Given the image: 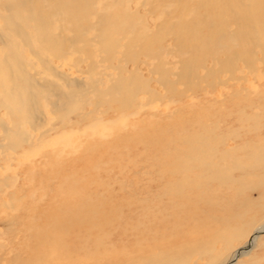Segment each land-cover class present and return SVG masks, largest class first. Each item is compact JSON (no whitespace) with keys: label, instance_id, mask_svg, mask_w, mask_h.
Segmentation results:
<instances>
[{"label":"bare ground","instance_id":"1","mask_svg":"<svg viewBox=\"0 0 264 264\" xmlns=\"http://www.w3.org/2000/svg\"><path fill=\"white\" fill-rule=\"evenodd\" d=\"M0 11V112L11 119L0 118V167L87 132L81 147L98 158L83 162L86 178L100 180L65 202L61 225L15 219L26 233L8 264H233L264 247V0H0ZM109 160L117 167L99 169Z\"/></svg>","mask_w":264,"mask_h":264},{"label":"rangeland","instance_id":"2","mask_svg":"<svg viewBox=\"0 0 264 264\" xmlns=\"http://www.w3.org/2000/svg\"><path fill=\"white\" fill-rule=\"evenodd\" d=\"M153 20H155V19H153ZM147 21H148L147 22L148 27L150 29H153L156 21H151L150 19H147ZM26 56H27V58L30 59V57L28 55H26ZM141 58L143 59V57H141ZM167 58L169 60V57H167ZM71 59H72V57L71 58L68 57V61L71 60ZM208 65L209 64L207 63V66ZM63 70L64 71H67V68L65 67ZM70 73L72 74L73 77L74 76H77V74L75 73V70L74 69H72L70 71ZM143 74H144L145 77H147V78L149 77L148 74L145 72V70H143ZM82 76H83V78H89L88 76H85V75H82ZM225 76L226 75H221L219 77V79H225L226 78ZM155 77L156 76L154 75L153 79H156ZM170 79H172V77ZM263 81H264V77L262 78L261 82H263ZM150 85H151V87L153 89L155 88L157 92H161L160 94H163L162 93L163 92L162 89L157 84H155V82H152ZM201 86H202L203 89H207V88H205L206 87V84H203L202 83ZM180 87L181 86H178V89H182V87L181 88ZM187 102H189V100ZM159 105L160 104H158V103H156V105H155L159 111H161L163 113L167 112V111H164L165 108L164 109L163 108H159ZM167 105H168V103H167ZM176 106L177 105L172 104V103L169 102V105H168L169 108H168V110H170V109L172 110ZM149 110L152 111L153 109H149ZM252 112H257V110L256 109H253ZM45 116L47 117V115H45ZM0 118L4 122H10V120H11L8 116H5L4 115V112L3 111L0 112ZM49 118H52V120L50 122L53 123V120L55 118H53L52 116H49ZM117 123L120 124L121 122L118 121ZM48 127H49V125H48ZM23 129L24 130H28L29 128L26 125H24V128ZM86 133H85V135L83 134V136H82L81 135V132H80V135H78V136L76 135L75 137L74 136L73 137H70V136L66 135L64 137V140H67V143H56L54 146H51V147H48V148L47 147L46 148L43 147L40 150H34L33 151V154L28 155L24 159L22 157H20L21 159H19L16 164H13V162H12L11 163L12 166L11 165L10 166L9 165H7V166L6 165H3V167H0V180H3L7 176L9 178L8 185L10 184L11 186H13L10 189H8L7 187H2L1 190H0V244H2L3 247H4L3 249L1 248L2 250L0 249V259H1V253L2 252H3V254H2L3 256L2 257L5 258L4 261H1L2 259L0 260V264H8L6 262V258L13 257L14 256L13 254H15V255L17 254V251H19V249H17V246H18L17 245V242L21 238H23L25 236V233L26 232L25 233H21L20 232L21 231V228L20 227L17 229L16 223L13 222L15 219L17 221L18 220L21 221L20 224L23 223L22 222V219L24 221H26V222H24V224H26L27 222H29L30 220H32V225L34 226V224L35 225L36 224H39V219L40 218L42 219V221L44 220L46 222L45 218L46 217L48 218L50 216L49 218H51V219L54 218L55 219V221L51 222L52 224H55V222H57L55 225H59V224L61 225V224H63L64 217H65V214H64L65 213V210L64 209L66 207L65 206L66 205L65 202H67V203H70V202L71 203H74L75 201H78L80 199L84 200L87 197V194L84 193L85 191H89V190L90 191H94V190H96L95 188L98 186L97 184L100 183L99 182L100 180L97 177H95V176L93 178H91V180L88 179V176L86 178V174H87L86 171L89 172L91 169L90 168L89 169H85V167H84L85 165H90L91 166V164L88 163V162H92L95 165L97 163L96 162L97 161L96 158H98V156L96 157V152H94L95 154L93 153L94 154L93 155L90 152L84 151L82 149V147H81V144H84L86 142H89L90 136H88V135H93V134H86ZM99 133H101V131ZM0 137H1V131H0ZM95 137H96V135H95ZM69 138H70V140H69ZM227 142L228 143L230 142L229 139H227L226 140V143H225L226 144L225 145L226 146V149L228 150L229 148H232V146H228L227 145ZM79 147H81V148H79ZM126 149H127V147H123L122 149H120V151L126 152L125 151ZM47 151L48 152H51V151L54 152V153H52L54 155L51 154L52 156L49 157L51 159L50 161H48L46 158L43 159L41 157L42 154L45 153V152H47ZM82 153H84L86 156L83 154V156H84L83 157L82 156ZM113 153L115 154L116 152H112L111 154H113ZM52 159H54V160L52 161ZM89 159H91V160H89ZM36 160H38V161H36ZM60 161L64 164V165L62 164V167H59V164H60L59 162ZM83 162L86 163V164L84 165ZM94 162H96V163H94ZM117 163L118 162L117 161H114V160L103 161L101 163L102 166L99 165L100 166L99 169L104 170V171L106 170L108 172V171H110L109 169L112 170L113 166L114 167H117L116 166ZM124 163H126L125 160H124ZM226 163H229V161L226 162ZM15 165H18V166H15ZM58 167L60 169L62 168L61 169V173H63V175H57L58 171L60 170V169L58 170ZM106 167L108 169H106ZM56 170H58V171H56ZM127 170H124L123 172L128 177L129 172ZM54 171H55V173H53ZM96 171H97L96 168H94L92 170V172H91L92 173V176L94 175V173ZM126 171H127V173H126ZM42 172H43V174H42ZM81 172H83L84 174L81 173ZM34 173H40L41 174V177L40 178L32 177L31 174L34 175ZM82 175H84V176H82ZM54 176H56L57 178L54 177ZM65 178H66V180H65ZM70 178L71 179L73 178L74 181H73V179L71 180ZM63 180H64V182H63ZM80 180H82V181L79 182ZM84 180L87 181V182H85L83 184ZM75 181H78L79 182L78 184L82 188L81 187L78 188V185L76 184L77 182L75 183ZM91 181H92V183H91ZM39 182H41V183H39ZM57 182H59V183H57ZM65 182H66V184H65ZM72 182H74V183L71 186V183ZM40 184L41 185L42 184L43 185H46V187L43 186L44 189H42L43 187L42 186L40 187L39 186ZM59 184L60 185L64 184V186H65V190L66 191L64 190L62 194H61L60 191L57 193V189H55L56 188L55 186H59ZM90 184H92V185H90ZM16 185H20L22 187L23 192H26V193H23L22 191L21 192L18 191L17 192V195L12 196L10 199L7 198L6 195L4 194L5 191L12 190L13 188L15 189ZM67 185H70L73 188L75 187V190H73V188H70V186H67ZM92 186H93V189L94 190L91 189ZM32 187H35L33 191H30V192L27 191L29 188H32ZM76 187H77V189H76ZM47 188H49L51 191L48 190ZM69 188L72 189V190H70ZM47 190H48V192H47ZM54 193H55V195H54ZM82 194H84V195H82ZM54 196H56V198ZM57 196H59V197L57 198ZM33 197H34V199H33ZM257 197H258V195L254 192L252 194H247L245 196H240V197L237 198V200L241 201L244 198L245 199L246 198L247 199L248 198L249 199L252 198V200H255V199H257ZM53 198H55V199H53ZM60 201H64L65 204L63 203L64 205L63 204L60 205ZM37 204H40L41 206L43 204L44 205L46 204V205L45 206L43 205L42 207L40 205H38L39 206V208H38V206H36ZM54 204H55V206H54ZM63 206H65V207H63ZM50 207H52V208H50ZM59 207H61V208H59ZM36 209H37L38 212L35 211ZM59 210H60V212H59ZM49 211H50V213H49ZM53 211L55 213L58 212L59 213L58 214L59 217H58V215L56 216L55 213L53 214ZM231 211L232 210H227L226 211L227 213H226V212H223L220 209H218L216 211V213L233 214L234 212L233 211L231 212ZM259 218H264V212H262L259 215ZM37 220H38V222H37ZM24 224H22V225H24ZM184 238H188V237L186 236V237H183L182 239H184ZM181 240H179V241H181ZM242 244L243 243H239L238 241H232L229 249L231 250L232 248L238 247L239 245H242ZM223 245H224V243L221 242V241H217L216 242V244L214 245V253H215V255L224 253L225 250H223ZM221 248H222V250H221ZM11 249H12V251H14L16 253H13L11 251ZM5 254H6V257H5ZM7 254H9V255H7ZM139 261H140V259H138L135 262H133V264H139ZM196 261L198 262V264H202V262H203V260H200L197 257H195L188 264L196 263ZM237 261L241 262V264H264V247H257L249 256H242L239 260L237 259ZM237 261L235 260L233 264H235Z\"/></svg>","mask_w":264,"mask_h":264}]
</instances>
